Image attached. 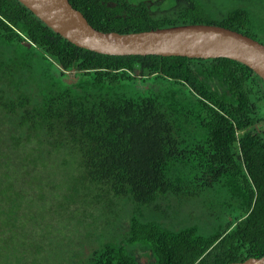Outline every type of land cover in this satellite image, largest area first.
<instances>
[{
  "label": "trees",
  "instance_id": "obj_1",
  "mask_svg": "<svg viewBox=\"0 0 264 264\" xmlns=\"http://www.w3.org/2000/svg\"><path fill=\"white\" fill-rule=\"evenodd\" d=\"M149 1L69 0L102 32L264 37L248 6ZM47 202L54 241L28 211ZM133 250L147 264L264 256V80L225 58L95 53L0 0V264H144Z\"/></svg>",
  "mask_w": 264,
  "mask_h": 264
},
{
  "label": "water",
  "instance_id": "obj_2",
  "mask_svg": "<svg viewBox=\"0 0 264 264\" xmlns=\"http://www.w3.org/2000/svg\"><path fill=\"white\" fill-rule=\"evenodd\" d=\"M18 1L79 48L108 56L225 58L247 66L264 80V44L227 28L193 24L130 34L102 32L69 0ZM231 264H264V256Z\"/></svg>",
  "mask_w": 264,
  "mask_h": 264
},
{
  "label": "rangeland",
  "instance_id": "obj_3",
  "mask_svg": "<svg viewBox=\"0 0 264 264\" xmlns=\"http://www.w3.org/2000/svg\"><path fill=\"white\" fill-rule=\"evenodd\" d=\"M131 3L135 4L136 2H138L139 0H130ZM152 5L155 4V0H151L149 1ZM208 2L217 10L218 14L222 15L223 12L226 10V8H229L230 6H242V7H250L252 11L256 12L257 13V16L260 18L259 21L256 20V22L258 23V29L259 31H261L262 33H264V9L262 8V4H261V0H208ZM259 11H261L262 13H260ZM215 17H217L215 15ZM261 34V33H259ZM258 41H260L262 44H264V37H263V34H261V37L258 38ZM81 159L80 158H77V162H73L71 161V166L72 167H75L77 166L78 164V161H80ZM210 191V188L207 189V191L205 192V194L202 196V198H206V197H210L211 200H217V199H222L221 197H213L211 196V194L208 195V192ZM36 204H34V206H32V204L29 205L28 207V211H31L32 213L30 215H36L38 217V220H37V225L35 227V231L37 232V237L43 241V238L46 236L42 233H52V240L51 241H54V237H53V234L55 232L58 231L59 228H57V226H55L54 224V220L52 219V216L50 214V211H49V203L47 202L45 204V207L47 208H40V209H36ZM164 211H169V213L171 215L173 214H177L178 212V207L176 208H172V209H167V206L166 207H163ZM149 215L152 216V217H157L159 215V213L155 212V211H150L149 212ZM53 225V226H52ZM40 226V227H39ZM32 231V230H31ZM39 233V234H38ZM43 235L42 236V239L40 237V235ZM28 238L32 239V238H35V235H29ZM42 244V243H41ZM142 249V248H140ZM88 251V249L86 248L84 252ZM36 254H32V258L35 259V258H45V255L42 254V252H37L35 251ZM133 253L135 256H141V261L144 263V264H147L148 263V256L146 254H144L142 251H137V250H133Z\"/></svg>",
  "mask_w": 264,
  "mask_h": 264
}]
</instances>
